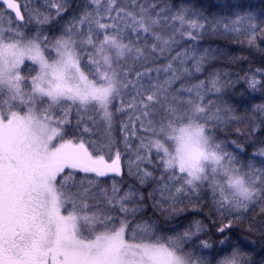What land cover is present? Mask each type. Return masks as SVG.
Returning <instances> with one entry per match:
<instances>
[{"label": "snow or ice", "instance_id": "6c2138e0", "mask_svg": "<svg viewBox=\"0 0 264 264\" xmlns=\"http://www.w3.org/2000/svg\"><path fill=\"white\" fill-rule=\"evenodd\" d=\"M0 264H264V0H0Z\"/></svg>", "mask_w": 264, "mask_h": 264}]
</instances>
